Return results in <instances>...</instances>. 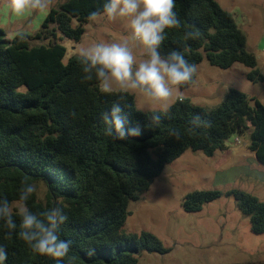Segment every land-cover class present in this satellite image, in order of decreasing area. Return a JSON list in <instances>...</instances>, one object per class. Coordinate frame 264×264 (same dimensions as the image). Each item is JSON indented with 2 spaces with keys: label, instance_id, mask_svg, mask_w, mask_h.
Instances as JSON below:
<instances>
[{
  "label": "trees",
  "instance_id": "obj_1",
  "mask_svg": "<svg viewBox=\"0 0 264 264\" xmlns=\"http://www.w3.org/2000/svg\"><path fill=\"white\" fill-rule=\"evenodd\" d=\"M104 3L66 0L48 12L32 36L19 33L9 40L0 29V199L18 203L26 177L29 183H42L44 201L35 193L27 207L33 212L63 208L69 219L59 235L72 241L75 264H138L142 252L164 255L169 249L151 233L124 232L129 204L187 150L212 157L226 149L232 135L248 133V150L264 165V105L230 88L210 110L184 99L176 100L166 115L137 110L133 95L127 94L122 107L131 122L140 123L142 134L124 140L104 135L101 113L110 110L119 95L101 93L95 80L82 82L78 56L64 64L66 49L58 43L63 37L78 43L89 13L102 10ZM175 10L182 27L166 30L162 52L187 46L190 62L206 61L222 70L240 64L249 70L246 78L252 84L264 81L255 56L246 49L245 35L215 0H176ZM196 29L201 38L185 41L184 32ZM34 41L40 44L32 45ZM197 114L211 126L193 128L189 121ZM153 115L161 117L158 126L152 124ZM172 128L179 129V140L169 136ZM221 196L217 190L193 191L183 198L182 208L200 212ZM226 196H232L237 210L249 219L251 232L264 234V203L242 190ZM15 213L17 228L10 235L0 221V246L7 251L4 264H56L33 253L19 238ZM90 249L92 256L87 254Z\"/></svg>",
  "mask_w": 264,
  "mask_h": 264
},
{
  "label": "rangeland",
  "instance_id": "obj_2",
  "mask_svg": "<svg viewBox=\"0 0 264 264\" xmlns=\"http://www.w3.org/2000/svg\"><path fill=\"white\" fill-rule=\"evenodd\" d=\"M66 0H55L43 12L12 14L9 0H0V29L11 40L16 34L34 35L52 8ZM233 17L245 35L246 49L256 60L264 76V0H215ZM125 19L89 21L81 40L75 43L65 37L58 41L66 49L63 63L78 56L80 47L97 42H121L129 37ZM32 45L40 44L37 41ZM138 53V49H136ZM247 68L234 64L222 70L206 61L198 65L196 83L181 89L184 99L210 110L220 104L230 88L257 99L264 105V81L252 84ZM19 91H24L21 87ZM137 109L153 112L148 99L131 94ZM173 104V103H172ZM140 111V110H139ZM159 112V111H157ZM237 141V143H236ZM249 136L232 135L226 149L212 157L187 150L165 166L150 188L128 207L129 215L123 230L127 234L151 233L169 252L164 255L142 252L138 264H260L264 263V234L251 232L249 219L236 208L231 190H242L264 203V165L248 150ZM36 196L44 201L46 188L36 183ZM217 190L222 196L206 204L200 212L186 213L183 198L193 191ZM17 202L13 203L14 212Z\"/></svg>",
  "mask_w": 264,
  "mask_h": 264
},
{
  "label": "clouds",
  "instance_id": "obj_3",
  "mask_svg": "<svg viewBox=\"0 0 264 264\" xmlns=\"http://www.w3.org/2000/svg\"><path fill=\"white\" fill-rule=\"evenodd\" d=\"M55 0H9L13 15L22 16L26 12H43L51 8ZM176 0H105L102 10L89 13L90 21L107 18L108 21L125 19L128 22L129 37L121 42H97L80 47L78 59L83 73L82 82L95 80L99 91L106 95H119L110 110L101 113L104 135L113 140H124L129 136H140L142 126L131 122L121 101L127 94H140L148 99L153 112L168 114L172 103L183 102L181 88L196 83L198 65L186 58L190 51L185 46L162 52V46L169 29H180L182 21L177 13ZM199 29L185 31L184 40H198L202 36ZM23 40L25 37L20 35ZM138 49V53L136 51ZM137 110H144L143 108ZM161 117L152 116V124L159 125ZM193 128L202 125L210 127L197 114L189 121ZM132 125L129 127V125ZM169 136L179 140V129L169 130ZM37 185L29 183L26 177L21 181L16 215L20 218L19 238L35 254L51 257L56 264H75L76 257L70 255L72 241L59 235L61 226L68 216L60 206L33 212L27 202L37 193ZM0 221L9 229V235L17 228L14 209L9 200L0 199ZM94 255V249L87 253ZM7 260V251L0 246V264Z\"/></svg>",
  "mask_w": 264,
  "mask_h": 264
},
{
  "label": "crops",
  "instance_id": "obj_4",
  "mask_svg": "<svg viewBox=\"0 0 264 264\" xmlns=\"http://www.w3.org/2000/svg\"><path fill=\"white\" fill-rule=\"evenodd\" d=\"M195 80H196V77H195Z\"/></svg>",
  "mask_w": 264,
  "mask_h": 264
},
{
  "label": "built area",
  "instance_id": "obj_5",
  "mask_svg": "<svg viewBox=\"0 0 264 264\" xmlns=\"http://www.w3.org/2000/svg\"><path fill=\"white\" fill-rule=\"evenodd\" d=\"M236 143H237V141H236Z\"/></svg>",
  "mask_w": 264,
  "mask_h": 264
}]
</instances>
